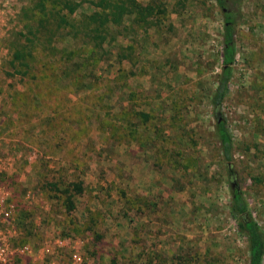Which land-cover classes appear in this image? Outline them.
Segmentation results:
<instances>
[{"label":"rangeland","instance_id":"rangeland-1","mask_svg":"<svg viewBox=\"0 0 264 264\" xmlns=\"http://www.w3.org/2000/svg\"><path fill=\"white\" fill-rule=\"evenodd\" d=\"M32 1L0 0V139L21 239L31 243L35 263L248 264L229 204L232 190L242 191L264 230V0H229L241 16L217 109L210 101L222 71L216 0H137L159 11L114 43L129 46L128 58L100 63L99 81L85 78L77 93L74 83L51 81L52 66L38 64V89L28 76L9 73ZM83 1L73 17L94 9ZM68 41L58 47H76ZM30 88L41 94L36 102L18 96ZM217 118L233 141L230 163ZM77 178L85 189L68 210L61 191Z\"/></svg>","mask_w":264,"mask_h":264},{"label":"trees","instance_id":"trees-1","mask_svg":"<svg viewBox=\"0 0 264 264\" xmlns=\"http://www.w3.org/2000/svg\"><path fill=\"white\" fill-rule=\"evenodd\" d=\"M86 1V0H85ZM94 6L91 12H83L73 17L83 0H34L24 7L21 27L18 37L12 46L9 63L13 68L11 74H18L23 79L28 76L29 81L35 83L38 89L37 68L41 64L44 68L54 67L56 62L63 63V68H52V82L59 86L74 83L77 93L81 89L85 78L92 85L99 81L97 74L100 63L107 62L114 55L117 63L128 58L125 50L127 44H114L118 38H125L127 30L134 23L140 27L149 24V18L159 11L158 4H143L137 0H89ZM239 3L241 0H237ZM222 13V71L217 85L211 93L210 101L217 109L228 90L232 75V65L236 57L235 34L238 18L241 16L239 7L229 5V0H216ZM230 2H236L231 0ZM234 4V3H233ZM162 9V8H161ZM75 40L76 47L72 49L58 47ZM117 52L113 54V47ZM116 53V54H115ZM79 57L75 64L76 71L67 75V65L72 64L74 57ZM74 66V64H72ZM71 78V79H70ZM110 80L109 84H113ZM55 81V82H54ZM86 85V84H85ZM33 90V91H32ZM28 94L19 92L22 100L36 102L41 97L38 90L30 88ZM98 105V104H97ZM215 132L218 137L223 159L232 161L233 141L225 120L217 118ZM5 181H7L5 177ZM8 182V181H7ZM10 182V181H9ZM51 190L58 191L55 182L48 183ZM83 179H74L66 184L61 191L65 194V207L74 208V197L84 192ZM230 214L236 219L238 230L245 236L248 245V264H262L264 258V230L254 220L243 192L237 188L232 190L229 204ZM20 222V221H19ZM20 224V223H19ZM26 242V237L21 239Z\"/></svg>","mask_w":264,"mask_h":264},{"label":"built area","instance_id":"built-area-1","mask_svg":"<svg viewBox=\"0 0 264 264\" xmlns=\"http://www.w3.org/2000/svg\"><path fill=\"white\" fill-rule=\"evenodd\" d=\"M1 143L0 139V264H49L41 261L35 263L31 243L21 241L17 204L9 183L5 181ZM80 259L76 253L73 255L74 261Z\"/></svg>","mask_w":264,"mask_h":264},{"label":"crops","instance_id":"crops-1","mask_svg":"<svg viewBox=\"0 0 264 264\" xmlns=\"http://www.w3.org/2000/svg\"><path fill=\"white\" fill-rule=\"evenodd\" d=\"M155 231V230H154ZM155 232H157V231H155ZM151 233V232H150ZM150 233H149V230H143V232H142V234H147L148 236H150ZM152 234V233H151ZM154 235V237H158V239H161L162 238V235H160V238H159V235H157L156 233H153ZM139 255V257H143L145 260H147V259H149V257H147L145 254H138ZM150 256H152V253H151V255ZM153 257V256H152Z\"/></svg>","mask_w":264,"mask_h":264}]
</instances>
